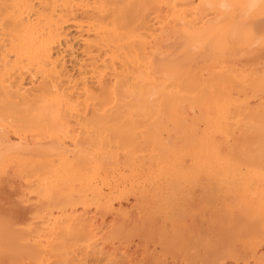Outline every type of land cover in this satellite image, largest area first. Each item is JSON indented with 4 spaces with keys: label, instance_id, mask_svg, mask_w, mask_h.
Returning a JSON list of instances; mask_svg holds the SVG:
<instances>
[{
    "label": "bare ground",
    "instance_id": "bare-ground-1",
    "mask_svg": "<svg viewBox=\"0 0 264 264\" xmlns=\"http://www.w3.org/2000/svg\"><path fill=\"white\" fill-rule=\"evenodd\" d=\"M0 264H264V0H0Z\"/></svg>",
    "mask_w": 264,
    "mask_h": 264
},
{
    "label": "rangeland",
    "instance_id": "rangeland-1",
    "mask_svg": "<svg viewBox=\"0 0 264 264\" xmlns=\"http://www.w3.org/2000/svg\"><path fill=\"white\" fill-rule=\"evenodd\" d=\"M131 200L128 201V203H130ZM128 205V204H127Z\"/></svg>",
    "mask_w": 264,
    "mask_h": 264
}]
</instances>
